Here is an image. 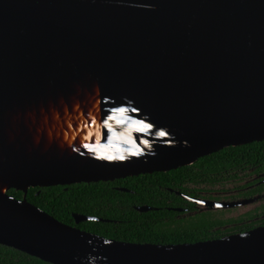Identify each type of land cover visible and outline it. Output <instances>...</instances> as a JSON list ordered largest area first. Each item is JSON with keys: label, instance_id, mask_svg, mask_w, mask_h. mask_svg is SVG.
<instances>
[{"label": "water", "instance_id": "1", "mask_svg": "<svg viewBox=\"0 0 264 264\" xmlns=\"http://www.w3.org/2000/svg\"><path fill=\"white\" fill-rule=\"evenodd\" d=\"M262 140L264 0H0V245L47 264H264V226L126 242L26 200Z\"/></svg>", "mask_w": 264, "mask_h": 264}, {"label": "trees", "instance_id": "2", "mask_svg": "<svg viewBox=\"0 0 264 264\" xmlns=\"http://www.w3.org/2000/svg\"><path fill=\"white\" fill-rule=\"evenodd\" d=\"M256 166L264 170V140L229 146L198 158L194 163L165 172H153L67 186L31 187L26 200L56 220L118 241L175 244L206 240L210 220L204 216L178 218L172 208L182 207L184 186L212 185L224 175H235ZM125 189V190H122ZM9 195L21 199L23 193L10 189ZM187 204L190 205V203ZM154 209L140 212L137 206ZM73 214L96 217L75 224ZM0 264H47L16 249L0 245Z\"/></svg>", "mask_w": 264, "mask_h": 264}, {"label": "flooded vegetation", "instance_id": "3", "mask_svg": "<svg viewBox=\"0 0 264 264\" xmlns=\"http://www.w3.org/2000/svg\"><path fill=\"white\" fill-rule=\"evenodd\" d=\"M184 189L185 194L178 191L175 194L186 202H183L182 207L172 209L179 213L178 218L202 215L210 220L209 228H206L210 238L206 240L241 234L264 226V170L260 171L256 166L235 175H224L212 185L190 181ZM185 197L198 200L199 206ZM208 202L221 203L222 206L210 208L200 204L208 205Z\"/></svg>", "mask_w": 264, "mask_h": 264}, {"label": "snow or ice", "instance_id": "4", "mask_svg": "<svg viewBox=\"0 0 264 264\" xmlns=\"http://www.w3.org/2000/svg\"><path fill=\"white\" fill-rule=\"evenodd\" d=\"M161 135H163V133H161Z\"/></svg>", "mask_w": 264, "mask_h": 264}]
</instances>
